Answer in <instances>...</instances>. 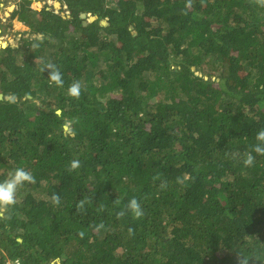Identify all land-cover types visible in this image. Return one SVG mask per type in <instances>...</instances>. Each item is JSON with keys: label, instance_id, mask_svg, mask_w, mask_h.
I'll use <instances>...</instances> for the list:
<instances>
[{"label": "trees", "instance_id": "trees-1", "mask_svg": "<svg viewBox=\"0 0 264 264\" xmlns=\"http://www.w3.org/2000/svg\"><path fill=\"white\" fill-rule=\"evenodd\" d=\"M61 1L64 16L21 0L29 36L0 49V181H36L0 214V264H264V156H232L264 129V8ZM132 197L143 217L118 219Z\"/></svg>", "mask_w": 264, "mask_h": 264}, {"label": "clouds", "instance_id": "clouds-1", "mask_svg": "<svg viewBox=\"0 0 264 264\" xmlns=\"http://www.w3.org/2000/svg\"><path fill=\"white\" fill-rule=\"evenodd\" d=\"M55 1L59 3L58 6L61 5L60 0H55ZM254 2L258 7L264 8V0H254ZM62 6L65 9L64 12H68L66 10L65 5L62 4ZM191 6H192V0H187L186 7H191ZM48 11L51 12L49 9ZM86 18L87 16L85 14V18L83 19L86 20ZM50 81L56 87L63 88L64 86V80L59 70H55L51 73ZM81 90H82L81 82L73 81L67 89V94L75 99H79L81 96ZM256 141L257 143L253 145L252 150L250 152L244 153L243 156H239L238 154L233 153L232 154L233 158L242 160V163L245 167H253L256 160V156L253 155V153H255L256 155L264 156V129H261L257 132ZM80 166H81L80 161L73 160L70 162L69 171L76 170ZM35 182L36 181L33 174L25 170L23 167H17L16 169H14L13 172L9 174L7 178L0 181V214L7 212L12 206L17 204L18 202L17 193L19 189L24 187L26 184H34ZM166 186H167L166 181L161 183V188H165ZM86 202H90V201L88 199H81L77 202L76 208L78 212L84 208ZM116 202L119 203V201ZM51 203L55 206L60 205L61 198L58 193L52 194ZM128 214H131L132 217L135 219L142 218L144 215V210L136 197H132L131 199H129L125 207L120 209L118 212H116V217L118 219H122ZM103 227H104L103 223L97 226L98 229H102ZM129 233L130 234L132 233L131 228H129ZM80 235L83 236L84 233L81 232ZM7 261L12 262L14 260H7ZM238 264H247V262L243 257H240L238 258Z\"/></svg>", "mask_w": 264, "mask_h": 264}, {"label": "rangeland", "instance_id": "rangeland-1", "mask_svg": "<svg viewBox=\"0 0 264 264\" xmlns=\"http://www.w3.org/2000/svg\"><path fill=\"white\" fill-rule=\"evenodd\" d=\"M21 0H0V49L6 46H12L14 48L19 47L22 43V39L29 36L28 27L21 23L16 17L10 18L11 12L19 4ZM30 8L38 11L36 8L46 7L54 14H67L64 12L63 2L60 6H56L55 0H29ZM36 1V2H35ZM38 2V3H37ZM35 3V7L32 5ZM55 5V6H54ZM61 8V9H60ZM60 9V10H59ZM85 21L88 22L89 16H96L88 13ZM97 17V16H96ZM102 21V19H101ZM106 22V20L104 19ZM100 23V21H99ZM105 26V25H104ZM41 37L40 35H30V37Z\"/></svg>", "mask_w": 264, "mask_h": 264}, {"label": "water", "instance_id": "water-1", "mask_svg": "<svg viewBox=\"0 0 264 264\" xmlns=\"http://www.w3.org/2000/svg\"><path fill=\"white\" fill-rule=\"evenodd\" d=\"M57 3V5H59V3L58 2H56ZM80 17L83 19V18H85V13H81L80 14ZM89 20H88V22L87 21H83V24L84 25H86L87 23H91V22H93V21H95L96 19H97V17L96 16H89V18H88ZM100 24L101 25H105V21L104 20H100ZM2 99V94L0 93V100ZM60 111L59 110H57V113H59ZM64 129H67V127L66 126H64Z\"/></svg>", "mask_w": 264, "mask_h": 264}, {"label": "built area", "instance_id": "built-area-1", "mask_svg": "<svg viewBox=\"0 0 264 264\" xmlns=\"http://www.w3.org/2000/svg\"><path fill=\"white\" fill-rule=\"evenodd\" d=\"M5 264H20V263H19L18 260H14V261H12V262H10V261H6Z\"/></svg>", "mask_w": 264, "mask_h": 264}, {"label": "flooded vegetation", "instance_id": "flooded-vegetation-1", "mask_svg": "<svg viewBox=\"0 0 264 264\" xmlns=\"http://www.w3.org/2000/svg\"><path fill=\"white\" fill-rule=\"evenodd\" d=\"M60 1H61V0H60ZM37 9H39V8H37ZM45 11H48V8H47ZM65 13H67V14H68L69 12H65Z\"/></svg>", "mask_w": 264, "mask_h": 264}, {"label": "bare ground", "instance_id": "bare-ground-1", "mask_svg": "<svg viewBox=\"0 0 264 264\" xmlns=\"http://www.w3.org/2000/svg\"><path fill=\"white\" fill-rule=\"evenodd\" d=\"M37 3H38V2H37ZM55 5L57 6V3H56ZM55 5H54V6H55ZM105 24H106V22H105Z\"/></svg>", "mask_w": 264, "mask_h": 264}]
</instances>
